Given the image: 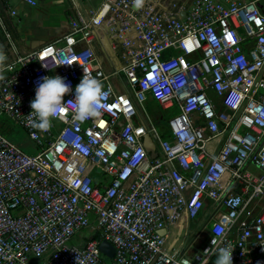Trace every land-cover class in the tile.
<instances>
[{"label": "built area", "instance_id": "obj_1", "mask_svg": "<svg viewBox=\"0 0 264 264\" xmlns=\"http://www.w3.org/2000/svg\"><path fill=\"white\" fill-rule=\"evenodd\" d=\"M260 1L193 0L187 10L164 12L156 0H103L29 52L19 49L0 7V111L38 145L26 152L0 131V264H212L213 238L215 247H234L233 264H264ZM103 28L120 51L112 71L94 47ZM84 71L103 84L100 114L81 121L68 106L47 130L32 127L26 115L39 78L65 77L73 90L67 100ZM121 72L126 91L111 79ZM150 97L178 110L167 135L140 112ZM207 205L188 242L200 247L169 249L159 230L184 210L198 218ZM103 239L115 246L113 258L100 250Z\"/></svg>", "mask_w": 264, "mask_h": 264}, {"label": "crops", "instance_id": "obj_2", "mask_svg": "<svg viewBox=\"0 0 264 264\" xmlns=\"http://www.w3.org/2000/svg\"><path fill=\"white\" fill-rule=\"evenodd\" d=\"M36 1V4L31 5L21 0H0V7L4 18L22 52L32 51L59 38L69 30L71 19L74 16L78 14L83 16L88 15L103 0ZM156 2L160 10L170 12L178 7H184L187 10L192 5L193 0H156ZM260 3L264 9V0H261ZM12 9H16V15L10 13ZM110 44L107 31L104 28L101 29L94 40V47L99 61L106 71L116 69L121 62L120 51L113 50ZM0 52L4 55V59L0 60L1 66L5 60V45L1 39ZM116 87L119 91H126L123 85ZM147 105H149L152 114L161 110L158 103L152 97L148 99ZM165 130L161 131L165 132ZM254 168L255 170H253L256 172L261 173L263 171L259 167ZM209 207L207 205L196 219H190L186 210L181 213L175 223L167 228V246L169 249L178 248L182 251L190 252L188 242L192 240L193 234L201 230L205 221V215L209 212Z\"/></svg>", "mask_w": 264, "mask_h": 264}, {"label": "clouds", "instance_id": "obj_3", "mask_svg": "<svg viewBox=\"0 0 264 264\" xmlns=\"http://www.w3.org/2000/svg\"><path fill=\"white\" fill-rule=\"evenodd\" d=\"M4 55L0 52V60ZM45 66L47 64L45 63ZM73 91L66 78L60 74L45 75L39 78L35 88V97L30 101L31 111L27 120L32 127L47 130L52 118L60 117L71 106L77 119L83 121L100 114L105 95L102 82L95 76L84 71L80 82L76 84L73 99H64L66 93ZM212 250L215 254L214 264H233V249L231 244L215 247L212 240ZM181 264H190L188 259H183Z\"/></svg>", "mask_w": 264, "mask_h": 264}, {"label": "rangeland", "instance_id": "obj_4", "mask_svg": "<svg viewBox=\"0 0 264 264\" xmlns=\"http://www.w3.org/2000/svg\"><path fill=\"white\" fill-rule=\"evenodd\" d=\"M111 79L114 85L119 86V87L123 85V88L125 89L128 88L127 79L124 73L121 72L117 75H113ZM213 98L215 97L213 96ZM215 102L217 105H219L221 103V100L218 98H215ZM139 109L142 114L143 112H145L146 114H149L150 118L157 124L160 130L166 129L167 119L169 115L175 114L178 112L177 109L172 108V109L162 110V111L158 110L156 113L152 114V111L149 105L147 104H140ZM0 130L3 131L11 140H13L22 150L26 152H36L38 150V145L32 139H30V137L24 131V129L1 111H0ZM253 169L255 170L254 167ZM263 205L264 203H261L259 209L262 208ZM85 230L86 229H84L83 231ZM95 231L96 229H90V233H93ZM203 237H204V233H203ZM199 247H200V244L190 246L189 247L190 252L194 251L196 248H199Z\"/></svg>", "mask_w": 264, "mask_h": 264}, {"label": "water", "instance_id": "obj_5", "mask_svg": "<svg viewBox=\"0 0 264 264\" xmlns=\"http://www.w3.org/2000/svg\"><path fill=\"white\" fill-rule=\"evenodd\" d=\"M259 6L263 8L260 2H259ZM143 141H144V145L149 151H153L155 149V144L152 142L151 137L149 135H145L143 137ZM159 233L162 235H165L167 233V229L162 228L159 230ZM99 248L102 252L107 254L110 258H113L115 254V246L110 241H108L107 239H103L100 242Z\"/></svg>", "mask_w": 264, "mask_h": 264}, {"label": "trees", "instance_id": "obj_6", "mask_svg": "<svg viewBox=\"0 0 264 264\" xmlns=\"http://www.w3.org/2000/svg\"><path fill=\"white\" fill-rule=\"evenodd\" d=\"M0 39H1V41L4 43V38H3V36H2V33H1V31H0ZM159 105V104H158ZM159 108H161L160 106H159ZM162 110V109H161ZM160 110V111H161ZM1 131V130H0ZM3 132V131H2ZM4 133V132H3ZM164 134L165 135H167V132H164Z\"/></svg>", "mask_w": 264, "mask_h": 264}]
</instances>
